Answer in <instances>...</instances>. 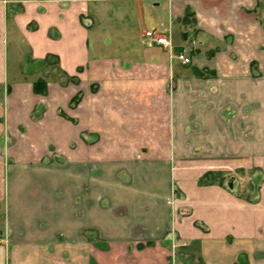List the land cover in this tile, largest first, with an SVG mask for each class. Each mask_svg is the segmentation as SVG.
<instances>
[{
	"label": "crops",
	"instance_id": "obj_1",
	"mask_svg": "<svg viewBox=\"0 0 264 264\" xmlns=\"http://www.w3.org/2000/svg\"><path fill=\"white\" fill-rule=\"evenodd\" d=\"M1 93L0 264H264V0H0Z\"/></svg>",
	"mask_w": 264,
	"mask_h": 264
},
{
	"label": "rangeland",
	"instance_id": "obj_2",
	"mask_svg": "<svg viewBox=\"0 0 264 264\" xmlns=\"http://www.w3.org/2000/svg\"><path fill=\"white\" fill-rule=\"evenodd\" d=\"M142 31H144V32H146V28H144V29H141ZM25 71H26V73H29V68L27 69V68H25ZM31 75L33 76V75H35L36 77H39V80H43L44 82H46L47 84L48 83H50V82H59V83H61V84H64V87H67V86H69L70 84H73V82H69L68 81V78L58 69V67H57V65L55 64V63H53V62H50V63H46L44 66H42L39 70H36V71H34V72H32L31 73ZM27 77H29V75L27 74L26 75ZM35 76H33V77H35ZM75 84V83H74ZM75 85H77V84H75ZM47 91H48V88H47ZM10 92L8 91V93L7 94H9ZM7 94H3V93H1L0 95L2 96V97H4L5 95L7 96ZM35 94V93H34ZM81 95V97H82V99H81V101L83 100V97H84V94H83V92H79V93H76L75 95H73L74 97L75 96H77V95ZM36 95H38V94H36ZM39 96H43V97H46L47 96V93L45 94V95H39ZM67 96H69V95H67ZM72 96V97H73ZM71 97V96H70ZM73 97V98H74ZM72 98V99H73ZM72 99L70 98V103H69V106L67 107V109L65 110V109H60L59 110V113H58V116L59 117H61V118H63L65 121H67V122H69V123H71V124H73V125H75L77 122H76V119H74V118H72V115H71V113H68L70 110H74L75 108H77L78 107V105L77 106H75V107H73L72 105H71V101H72ZM81 103V102H80ZM79 103V104H80ZM42 111H43V109H41V107H35L34 109H33V111H32V113H31V117H33V118H37V117H39L41 114H42ZM61 113H62V115H61ZM32 118V119H33ZM3 125L5 126V129H4V141H3V144L5 145V148H4V150L6 151L7 150V152H8V150L10 149L9 147L10 146H12L13 144H12V140H11V142H10V136L9 135H7V133H9V129H8V124H7V122H5V120H4V123H3ZM20 130H21V132L23 131V128L21 127L20 128ZM17 132H19V131H17ZM7 143V145H6V143ZM12 144V145H9V144ZM9 145V146H8ZM0 146H2V142H1V144H0ZM4 147V146H3ZM51 152L52 153H55L54 152V150H51ZM2 158H3V160H4V163H5V168H7L8 167V165H10L11 163V159H10V157H9V152L8 153H6L5 155H3V156H1ZM55 156H53V157H51L50 159H49V161L51 162V163H54L55 164V162H59V159L61 160V162H59V163H61V164H65V165H67V161H63L62 162V159H64V158H54ZM245 184H247V180L245 181ZM226 185H228L227 183H226ZM98 245V244H97ZM1 246H7V245H1ZM98 246H100V245H98Z\"/></svg>",
	"mask_w": 264,
	"mask_h": 264
},
{
	"label": "trees",
	"instance_id": "obj_3",
	"mask_svg": "<svg viewBox=\"0 0 264 264\" xmlns=\"http://www.w3.org/2000/svg\"><path fill=\"white\" fill-rule=\"evenodd\" d=\"M191 15L192 14H189V16H191ZM67 78H68L69 82H73L75 84H78L77 78H75V77H67ZM33 90H34L35 94L45 95L47 93V83L44 82L43 80H38L34 84ZM93 92H94V89H93ZM81 99H82V97L80 94L75 96L71 101V105L73 107L79 105V103L81 102ZM61 115H62V113H61ZM225 181L226 180L223 178V175L221 173H208L200 180L199 184L200 185H214V184L224 185Z\"/></svg>",
	"mask_w": 264,
	"mask_h": 264
},
{
	"label": "built area",
	"instance_id": "obj_4",
	"mask_svg": "<svg viewBox=\"0 0 264 264\" xmlns=\"http://www.w3.org/2000/svg\"><path fill=\"white\" fill-rule=\"evenodd\" d=\"M146 37L153 41L158 46L164 47V48H172V41L160 35L158 32L151 31L146 33ZM172 59L177 60L180 62L183 66H189L191 64V56L187 50H182L178 53H176ZM8 236L5 234V232L0 231V246L1 245H7L8 244Z\"/></svg>",
	"mask_w": 264,
	"mask_h": 264
},
{
	"label": "water",
	"instance_id": "obj_5",
	"mask_svg": "<svg viewBox=\"0 0 264 264\" xmlns=\"http://www.w3.org/2000/svg\"><path fill=\"white\" fill-rule=\"evenodd\" d=\"M230 187L232 188L233 187V184H230Z\"/></svg>",
	"mask_w": 264,
	"mask_h": 264
}]
</instances>
